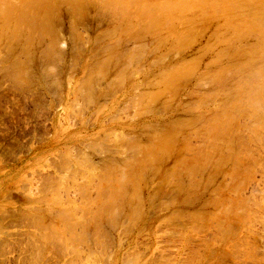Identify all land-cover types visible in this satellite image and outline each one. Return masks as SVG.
Returning <instances> with one entry per match:
<instances>
[{
	"label": "rangeland",
	"instance_id": "rangeland-1",
	"mask_svg": "<svg viewBox=\"0 0 264 264\" xmlns=\"http://www.w3.org/2000/svg\"><path fill=\"white\" fill-rule=\"evenodd\" d=\"M89 1L85 2L83 9L80 11L79 10L76 11V7H74L69 1L63 0L56 2L54 4L55 8L53 7L52 12L50 13L52 16L49 14L50 15L49 20H47L50 30L53 31V35L33 37L32 39H30L31 41H27L25 39L27 38V33L24 32L16 40H14L8 45L6 41L9 40L8 37L11 36L12 30H10L9 28L10 26L6 28V22L4 23L3 19L0 18V26H1L0 27V45H1L0 65L6 63L5 65L3 64V67L5 66L4 68L0 66L1 67L0 68V220H1L0 221V264H67V263L70 264L72 263L73 264H123V263L124 264H171V263L183 264V262L182 263H178V262H181L183 260V256L185 258L186 254L188 256L184 259V264L187 263L188 264H193V263L195 264L198 263L199 264H229V263L230 264H256V263L262 264L264 262V250H263L264 249V238H263L264 237V207H263V203L261 202L264 201L263 199L264 198L263 196L264 168H262L263 170L259 168H261L260 166L264 167V155H263L264 154V143H263L264 119L263 118L261 119L260 110L251 109L249 107V105L247 104L248 96L244 92V88L245 90H248V87L251 84L250 69L251 70L253 68L256 69L257 67L255 66L256 64L254 63L256 61L255 58L256 53L254 51H251L252 54L249 53L250 49L251 50L255 49L257 45L256 42L257 37L254 35L253 36L250 35L245 38L242 37L238 38L237 36L235 37L232 27L228 26L226 22L227 20H225V18L223 17H216L212 20H208L207 21L208 23L205 22L206 24L201 26L197 30V32H195V34L188 36L189 38L187 37L186 38L187 41L185 42L181 40V31H179L180 24H178L179 22L175 23V21L172 22L168 21L169 22L168 24V22H166L167 20L166 21L163 20L164 22H162L158 26L155 32L152 33L150 32V34H148L149 31H144L143 32L144 34L142 33L140 34V37H137L138 35H135V31L137 29L136 26L138 24H145L146 21L139 16L138 11L134 7L132 9V7L129 6L128 9H126L127 11L125 10L126 12H124V14L122 15H117V14L113 15L110 12V9L108 8L109 6H105L103 4L100 5L99 2L97 3V1L94 0H89ZM156 13L160 14V12L159 13L156 12ZM121 16H123V19ZM223 23H225L224 24L225 26L223 25ZM214 24L216 25V27ZM166 25L169 28L168 30L167 27H165ZM224 27H226L227 29L224 30ZM7 29L9 33L7 32ZM175 29L177 30V32H175ZM5 32H7L8 34L7 33L5 34ZM117 32L119 33V35H117L118 34ZM114 36L115 38L116 37L118 38L116 40L114 38V40L111 41ZM254 42L256 43V45H254L255 44ZM5 44L9 48H7ZM236 48L239 49L242 48L243 53L240 54L241 51L237 53ZM47 50H50V52L46 53ZM247 55L250 57H248ZM82 60L84 61V63ZM80 61L82 63H80ZM127 61H129L130 63ZM124 62L126 63V65ZM244 62L245 64H243ZM48 64L49 65L52 64V65L48 67L47 66ZM243 65L245 66L243 67ZM233 66L234 67L237 66L235 67L236 69ZM51 67L53 69H50ZM94 68H96L95 71ZM87 69H89V71ZM180 69H182L181 72ZM19 71H23V75L20 74ZM135 71H137L136 74L138 75L134 73ZM82 73L85 75H83ZM204 74L207 75L205 76ZM213 74L216 77L213 76ZM84 76L89 78L86 79ZM12 78L15 80H13ZM65 78L67 81H65ZM122 78L124 79L123 81ZM154 78H156L157 80H155ZM82 79L84 80L81 81ZM169 79H173V80L175 79V81L172 84H168ZM201 79L202 81H200ZM17 81H19V83ZM84 81L86 83H84ZM157 82L159 83V85ZM86 85H88L89 87H86ZM85 88L87 89V91ZM155 90H158L159 92H155ZM162 90L164 93L162 92ZM213 90H215V92ZM199 91H202V93ZM161 92L162 94H160ZM141 94H143L142 97L144 98L140 97ZM147 94H149L151 97L149 95H148L149 97H147ZM155 94H157L158 97L155 96ZM76 95L78 98L76 97ZM134 96H137L135 98L137 99L136 101H138L139 99L138 102L140 103L137 102L139 104L137 105L138 107L136 106L137 103L135 101L133 103L136 104L132 105L133 103L131 101L134 100ZM146 97L149 98V100L154 99V101L151 100L152 102L150 101L151 103L149 104L148 99L147 100L145 99ZM215 98L218 99V101H216L217 104L215 103L216 105L213 102L217 100ZM69 99L72 101H70ZM76 99H78L77 101H79L80 99L83 100L82 102L84 106L82 105L81 101H79L81 104V105L79 104L80 108H82L81 106H83L84 108L85 105L87 104L88 107L86 106L84 110H81L79 106H77L79 102H77ZM165 99L168 102H166ZM145 100L146 102H148V104H146ZM163 100L165 102L164 104L162 103ZM223 100L226 101L222 103ZM84 101H88V102L87 103L85 102L86 103L85 104ZM69 102L72 105L71 108L69 107ZM143 102H145L144 106L147 105L148 107L141 106L142 108H140V105ZM219 102L222 105H220ZM227 103H228V107H227ZM126 104L129 106H127ZM260 104L263 105L264 103H260ZM113 105L115 106V108ZM212 105L213 107H217L216 111L213 109V107H210ZM218 105H220L221 107H219ZM76 106L80 111L75 108ZM132 106H136L138 109L140 108L139 109L140 113L138 115L133 114L138 110L136 107H135L136 111L132 110L134 109ZM143 108L145 114L143 113L144 112ZM74 109L78 110V112L74 111ZM220 109L222 112L220 111ZM244 109H246V111ZM92 111H94L95 113ZM132 111L134 112L132 113ZM241 112H243V114H241ZM71 113H73V115ZM234 113H236L237 117ZM130 114L133 115L130 116ZM233 114L234 116H232ZM71 115L73 116V118ZM128 115L129 117L132 118L133 116L134 118L132 119L130 118L129 120ZM243 115L246 116L244 117ZM117 117H119V119ZM241 119L242 121H245L244 123H246V126L244 123H243L244 125L242 124ZM237 120L241 122L240 123L242 124L241 126L239 123H237L238 122ZM93 121L95 122L93 123ZM98 121H100V124ZM171 125H174L172 132L176 133V136L174 137V141H173L176 142L175 146L172 147L170 154L163 155V157L159 162H155V166H153L152 169L149 170L146 169L143 171L144 176H142L143 181L140 182V192H139V195H141V197H139L138 195L136 197H133L131 195L132 193L131 188H128L127 186H128V182L134 179V175H135L134 173H136V171L137 172L142 171V169H138L137 167L138 165L136 163H138L137 159L140 158L139 156L142 155L141 152L144 149L143 146H147V145L150 146V144L153 143L154 140H156L159 135L166 133L167 132L166 129H168L169 126ZM219 127H221V130L216 134ZM245 127L251 129L250 130L251 134L249 133V130H247V128L245 129ZM106 130L108 131L106 132ZM200 130L203 131L201 132ZM120 132L121 133L123 132L125 134H123L122 136ZM204 132L206 133V135ZM246 132H248V134ZM190 134H192V137ZM124 135H126V137H124ZM201 135L206 136V138ZM134 138H139L138 141L140 143L138 144L133 143L132 140ZM202 138L204 139L202 140ZM208 138L210 140H207ZM244 138L245 139L249 138V139L245 140ZM194 141H198V142L194 144L193 143ZM130 142H132V144ZM208 142L212 146L209 145ZM196 144L197 145L200 144L198 145L199 147H197ZM94 146L97 147L95 148ZM254 148L257 151L254 150ZM58 149L60 152H62L61 154H59L60 152L58 151ZM82 150L84 151L85 156L84 154H82L83 153ZM73 151L75 154L73 153ZM76 151H78V153ZM63 152L64 153L67 152L68 154H64ZM77 154L79 156H77ZM61 155L63 156L60 157ZM66 155L69 157H66ZM70 155H73V158L74 155L77 158L80 157L81 159V161H79L80 163H78L79 159L77 158L73 159L72 156ZM81 155H83L84 157ZM58 156L60 159L58 158ZM63 158L70 159V161L68 160L69 162L67 160L64 162V163H68L67 165L62 162L64 161ZM83 158H85L86 163H84L85 161L82 160ZM180 158L183 160H181ZM200 158H201V162H200ZM51 159L54 160L52 161ZM56 160L57 161L61 160V161L56 163L57 162ZM72 161L75 163L73 164ZM76 163L79 164L78 168ZM81 163L83 167L85 168L87 167L86 168L87 171H89L88 169L90 167H91L90 170H92V168L96 170L95 171L96 173L93 172L94 169L92 170V173H90L91 171H89V173L91 175L93 173L96 174L93 175L94 178L95 176L98 175V177H96L97 179L99 178L98 181L97 179L93 178L94 181L96 180L97 182L96 181L93 182V180H91L92 177H90V180H88L89 179L88 176H90V174L83 167L80 166ZM92 163L93 166L95 165V167H92L91 165ZM57 164L59 165L57 166ZM62 164H64V166H62ZM257 164H259V166ZM256 165L259 168H257ZM60 166L61 168L63 167V169H61ZM54 167H56V169H54ZM171 168L174 169L171 170ZM83 169L85 170V172L83 173L81 172V173L83 176H87L85 178H83L80 175L81 174L80 170ZM34 170H36L37 172ZM168 171H170L173 175L170 173V177H167L169 176V174L168 175L166 174L169 173ZM30 173H32L33 175H30ZM121 173H123V175ZM77 175H79L80 177ZM171 175L174 177L172 178ZM54 176L56 179L55 178L52 179V177ZM57 176L61 180L63 177V181H61ZM64 176L66 178L69 177V179L67 180ZM121 176H124L122 177L123 179H121ZM37 178L42 179V182L39 179L41 183H37L39 181ZM80 178L82 179V181ZM45 179L46 180L52 179V181L51 180L49 182L47 181L48 183L46 184L43 183L46 182ZM57 179L60 180V183L58 182ZM75 179L79 181H76ZM84 179L87 180L85 181ZM87 181H88V185H86ZM90 181L93 182L95 185H93V183H90ZM34 182L35 185L33 184ZM67 182L69 185H71L72 183L73 186L71 185V188L73 187L74 190L71 188L68 189L69 185L67 184ZM36 183L38 185L41 184L40 186L42 188L38 186ZM89 183L92 185H90ZM96 183L98 184L96 185ZM115 183L117 184V186ZM57 184L58 185L60 184L62 186L63 184H65L64 186L66 187L63 188L58 186L60 188L59 189L58 187H56ZM76 184L78 185V187ZM150 184L152 186H150ZM54 186L56 187L55 188L56 190L57 188L59 189L58 191H56L57 193L54 192L55 195L56 194L58 195L59 193V195L63 197V198L60 197L61 199H63L62 201L58 197L59 195L56 197H58L60 201H58L57 198L51 195L50 191L55 190ZM84 186L85 187L88 186L86 189L89 190L88 191L89 193L88 192L85 193L86 189H84ZM92 186L93 187L97 186V188L96 187L92 188ZM79 188H81L80 192L78 190ZM118 188H121L124 191L123 197L121 199L115 197L114 193L112 192V190ZM28 190L29 192H31V194L25 192ZM87 193H88V198L92 197L91 199L93 201L85 197ZM50 196L51 199L53 200L49 199ZM83 196L86 198V200H88V204H86L87 203L86 200H80V199H85L83 198ZM260 196H262L263 198H261ZM34 198L36 199V201H34L35 200ZM37 198L40 200H38ZM71 198L72 200L74 199V201H76L75 204L77 205L76 208H73V210L74 209L78 211L82 210V213L81 212L77 213L78 211L76 212L75 210H74L75 212L72 211L73 215L74 213L76 215L77 214L79 215L81 213L79 216L82 217L81 218L82 220L85 219L83 220V222L80 221L81 219L76 218V217L80 218L79 216L75 215L73 217L72 212L70 213L72 209L69 208L67 205L72 206V204L69 203L72 201ZM260 198L262 199V201L260 200ZM50 200L53 202H51ZM54 201L56 204L54 203ZM90 201L92 202L91 205H90ZM93 202L95 203V205L93 204ZM79 203H81L82 206L81 204L79 206ZM246 203H248L249 205H247ZM253 203H255L256 207H254ZM256 203L259 206H257ZM219 204H220L219 207L220 209L217 208ZM66 206L67 208H65ZM238 206H239L238 209L240 211L237 209ZM68 208L70 209V211L68 210ZM67 211H69L68 213L70 215H67L68 214ZM230 213L232 216L230 215ZM177 214L178 217H176ZM193 214L198 215L199 217L198 216H194V217H198L200 221L198 219L194 220ZM227 214L229 215L226 216ZM25 215L27 217H24ZM38 216L39 218L42 219H39ZM189 216H191L190 219H188ZM35 217L37 218L38 221L34 219ZM167 217L168 219L170 218V220L166 219ZM237 217L239 218V220H237L238 219ZM93 218L96 220L99 218L100 228L97 229L95 224L97 222H94ZM207 218H209V222L212 224L208 222ZM247 218L249 219V222ZM201 220L207 222V224L201 222ZM223 220H225L226 222ZM46 221H49V225L48 222L46 223ZM167 221L170 222L168 223ZM192 221H194L195 223V228H196L195 231L197 232V233L195 232L196 235H194V232L192 233V230L194 231V229H191L193 226ZM26 222L27 223L30 222L28 223V225L30 224V226H28ZM73 222L75 223L77 222L78 225L77 224L75 225ZM243 223L244 225H242ZM246 223L247 224L250 223V225L247 226ZM252 223H253L252 226L256 228V230L252 229L251 227ZM81 224L83 226L80 227ZM170 224L171 225L173 224L174 227H171ZM200 224L202 225V228L204 226L205 227L202 229ZM19 225L21 226L24 225V228ZM40 225L43 227H41ZM17 226L19 228L21 227L20 228L21 230L18 229ZM244 226L246 227L244 228ZM58 227L60 229L62 228L61 233L62 232L66 233L67 231H63V230L69 228L68 231L69 233L67 232L66 233L67 235L65 233L64 235L63 233L61 234L60 229ZM73 227H75V230H73ZM223 227L225 230L223 229ZM164 228L166 229V232H170L173 235H171L170 233L169 235L165 231L161 232V230H164ZM205 228L206 230H208L209 228V230L206 231ZM179 229H181L180 233H184L183 234L184 236H182L180 233H177V231L178 232L180 231ZM187 229L191 230V231L188 230L190 231V233L186 232ZM246 229L247 230L250 229L252 232H250V230L249 232L245 231ZM158 230L161 233L159 232L157 233ZM182 230H184L186 234ZM216 230L217 233L215 232ZM76 231H78L79 233L78 232L76 233ZM242 231L246 233L243 234ZM25 233L30 236L26 237ZM191 233L193 234V236L192 235L190 236ZM202 233L205 235H203ZM247 233L249 238L247 237ZM251 233L253 234L252 236ZM257 233L258 236L256 235ZM187 234H188L187 239H184L186 238L185 235ZM213 234L215 235L218 234V235L215 236V238H213V236H211ZM22 235L23 237H20ZM197 236L200 240L196 238ZM209 236L211 238H209ZM216 237L217 238L219 237V239H217ZM260 237H262L263 239L262 238L259 239ZM202 238H204L203 240H205L204 241L205 244L208 243L206 247L203 246L204 242L203 240H201ZM211 239L215 242L212 243ZM239 239L241 242L238 241ZM56 240L59 241L56 242ZM171 240L175 242L172 243ZM178 240L179 241L181 240L180 241L181 243ZM251 240H253L252 241L253 244L252 242L251 244L247 243V241L250 242ZM196 241H198L199 243ZM231 241L232 243H230ZM235 241L236 243L238 241V244H236L237 247L233 246ZM59 242H63V243L59 244ZM52 243L54 245L57 243V246L55 245V247H53L54 245H52ZM69 243H71L70 245H72V248H70ZM22 244L25 245L26 248ZM77 244L80 249L79 252H77L78 249ZM197 244L200 245L202 244L201 246H203V247L198 246L200 248L197 247V251L200 253V256L202 255L201 258L199 256V253L196 252V249L194 251V248L197 246ZM67 245L69 246L68 248L66 247ZM239 245H242L243 247ZM246 245L249 247H247ZM61 246H63L62 247L63 249L60 248ZM44 247H46V249H44ZM58 247L59 250L57 251ZM234 247L237 248L238 250L236 249L235 251H233ZM241 248L244 249L242 250ZM68 249L70 252L68 251ZM189 249H191V251L193 249V251L195 252L194 255L196 257L197 256L199 257L197 262H196L197 258L193 255L192 252H190ZM230 249H232L235 256L232 253V251H230ZM250 249L252 250V252L253 251L254 252L250 253L251 252ZM33 250H35L36 252H34ZM87 250L88 252H86ZM216 250L218 252H216ZM45 251L48 252L46 253ZM54 251H57L60 254V256ZM80 251H83L84 255L81 252L83 256L89 253L87 256H90L91 254L90 257L93 258H88L87 256H85L86 259H83L85 257H83L80 254ZM243 251L246 253H244ZM95 252H97L96 255H94ZM188 252L192 253V255H190ZM43 253H44V257L42 256ZM78 253L79 255H77ZM34 254H36L37 256ZM61 254L63 257H61ZM236 254L239 257H237ZM162 255L164 257H162ZM159 256L160 258H162L161 260H163L164 262L158 263L159 261H161ZM168 256L170 260L168 259ZM192 256H194L195 259ZM240 256L242 257V260L240 259L241 258ZM172 257L174 258V260ZM234 257L237 260H234ZM87 258L88 260L92 259L93 263H91L90 260H89L90 263L85 261L87 260ZM187 258L194 261H191L192 263L187 262L189 260ZM164 259L167 260V262H165ZM243 260L245 262H242Z\"/></svg>",
	"mask_w": 264,
	"mask_h": 264
},
{
	"label": "bare ground",
	"instance_id": "bare-ground-1",
	"mask_svg": "<svg viewBox=\"0 0 264 264\" xmlns=\"http://www.w3.org/2000/svg\"><path fill=\"white\" fill-rule=\"evenodd\" d=\"M58 1H63V0H0V18L1 19H3V21H4V23L6 22V28H8L9 26V28H10V30H12V33H11V36H9L8 37V39L9 40H7L6 41V43H8V45L11 43V42H13L14 40H16L22 33H24V32H26L27 33V38H25L27 41H31L30 39H32L33 37H42V36H45V35H53V31H51L50 30V28H49V25H48V22H47V20H49V16L51 15L50 13L52 12V10H53V7H54V4L56 3V2H58ZM65 1H69L74 7H76V11H80V10H82L83 9V7H84V4H85V2L86 1H89V0H65ZM94 1H97V3L99 2V4L101 5V4H103V5H105V6H109L108 8L110 9V12L113 14V15H122V14H124V12H126L127 10L126 9H128V7L129 6H131L132 7V9H133V7L138 11V14H139V16L142 18V19H144L145 21H146V23L145 24H138L136 27H137V29H136V31H135V35H138L137 37H140V34H142L144 31H149V33L148 34H150V32L152 33V32H155L156 31V29L158 28V26L162 23V22H164L163 20H167L166 22H172V21H175V23L177 22H179L178 24H180V29H179V31H181V40H183V42H185V41H187L186 40V38L188 37V36H190V35H193V34H195V32H197V30L201 27V26H203L204 24H206L205 22H207L208 20H212V19H214V18H216V17H223V18H225V20H227L226 22H227V24H228V26L229 27H232V30H233V32H234V36L236 37H242V38H245V37H248V36H256L257 37V39H256V42H257V45H256V43L254 44V45H256V47H255V49H250L249 50V53H251L252 54V52L251 51H254L256 54H255V58H256V61L254 62L256 65L255 66H257L256 67V69H250V79H251V84H250V86L248 87V90H245V88H244V92L246 93V95L248 96V101H247V104L249 105V107L251 108V109H256V110H260V116H261V119L263 118L264 119V104L263 105H261L260 103H264V0H94ZM89 3H90V1H89ZM88 3V4H89ZM62 4V3H61ZM71 5V6H72ZM57 7V6H56ZM55 8V7H54ZM131 9V10H132ZM135 9H134V11H135ZM75 10V9H74ZM108 10V9H107ZM126 10V11H125ZM107 12V11H106ZM156 12H160V14H157ZM74 13V12H73ZM133 13H135V12H133ZM132 13V14H133ZM50 14V15H49ZM77 15V14H76ZM52 16V15H51ZM75 16V15H74ZM128 16V15H127ZM133 16V15H132ZM122 17V19H123V16H121ZM135 17V16H134ZM77 18V17H76ZM120 18V17H119ZM134 20H135V18H134ZM133 20V21H134ZM225 20H224V22H225ZM118 21V20H117ZM129 21V20H128ZM127 21V22H128ZM138 21V20H137ZM169 22H168V24H169ZM220 22V21H219ZM117 23V22H116ZM131 23H132V20H131ZM130 23V24H131ZM137 23V22H136ZM141 23V22H140ZM208 23V22H207ZM167 24V25H168ZM177 24V25H178ZM225 23H223V25H224ZM136 25V24H135ZM134 25V26H135ZM167 25L165 26V27H167ZM175 25V24H174ZM215 25V24H214ZM218 25H220V24H218ZM133 26V27H134ZM213 26V25H212ZM225 26V25H224ZM1 27V26H0ZM4 27V26H3ZM11 27H12V29H11ZM135 27V28H136ZM161 27V26H160ZM165 27H164V29H165ZM171 27H172V25H171ZM207 27V26H206ZM215 27H216V25H215ZM215 27H214V29H215ZM4 29V28H3ZM105 29V28H104ZM163 29V30H164ZM169 28L167 27V30H168ZM177 29V28H176ZM175 29V32H177V30ZM217 29V28H216ZM225 29H227L226 27H224V30ZM161 30V29H160ZM200 30H202V29H200ZM204 30V29H203ZM224 30H221V31H224ZM162 31V30H161ZM174 31V30H173ZM220 31V30H219ZM227 31V30H226ZM7 32L9 33V31H8V29H7ZM7 32H5V34L7 33ZM118 32H119V30H118ZM117 32V33H118ZM158 32V31H157ZM163 32V31H162ZM167 32V31H166ZM170 32V31H169ZM213 32H214V30H213ZM7 33V34H8ZM83 33H84V31H83ZM82 33V34H83ZM219 33V32H218ZM4 34V35H5ZM58 34H60V33H58ZM144 34V33H143ZM166 34V33H165ZM25 35V34H24ZM117 35H119V33L117 34ZM155 35V34H154ZM159 35V34H158ZM174 35V34H173ZM220 35H221V33H220ZM228 35V34H227ZM226 35V36H227ZM6 36V35H5ZM157 36V35H156ZM160 36V35H159ZM208 36V35H207ZM232 36V35H231ZM230 36V37H231ZM149 37V36H148ZM158 37V36H157ZM173 37H175V36H173ZM220 37V36H219ZM223 37V36H222ZM114 38H115V36L113 37V39L111 40V41H113L114 40ZM118 37H116L115 38V40L117 39ZM165 38V37H164ZM189 38V37H188ZM225 38V37H224ZM228 38V37H227ZM226 38V39H227ZM4 39H5V37H4ZM3 39V40H4ZM23 39V38H22ZM174 39V38H173ZM214 39V38H213ZM213 39H211V40H213ZM215 39H217V38H215ZM25 40V41H26ZM153 40V39H152ZM221 40V39H220ZM231 40V39H230ZM237 40V39H236ZM189 41H190V39H189ZM219 41V40H218ZM229 41V40H228ZM252 41V40H251ZM176 42V41H175ZM212 42V41H211ZM224 42V41H223ZM222 42V43H223ZM238 42V41H237ZM114 43V42H113ZM155 43V42H154ZM156 43H158V42H156ZM210 43V42H209ZM216 43V42H215ZM214 43V44H215ZM226 43V42H225ZM243 43V42H242ZM2 44V43H1ZM178 44V43H177ZM214 44H212V45H214ZM6 45V44H5ZM59 45H60V43H59ZM225 45V44H224ZM252 45V44H251ZM1 46V45H0ZM19 46V45H18ZM37 46V45H36ZM45 46V45H44ZM47 46V45H46ZM216 46V45H215ZM226 46V45H225ZM253 46V45H252ZM6 47L7 48H9L7 45H6ZM102 47V46H101ZM150 47V46H149ZM177 47V46H176ZM208 47V46H207ZM213 47V46H212ZM36 48V47H35ZM49 48V47H48ZM131 48V47H130ZM133 48V47H132ZM219 48H220V45H219ZM252 48V47H251ZM44 49V48H43ZM97 49V48H96ZM147 49V48H146ZM149 49H151V48H149ZM222 49H224V48H222ZM227 49V48H226ZM237 49V53H239L240 51H241V53L240 54H242L243 53V49L242 48H236ZM5 50V49H4ZM128 50V49H127ZM166 50V49H165ZM212 50V49H211ZM246 50H247V48H246ZM245 50V51H246ZM215 51V50H214ZM213 51V52H214ZM226 51V50H225ZM50 52V50H47L46 51V53H49ZM128 52V51H127ZM221 52V51H220ZM236 52V51H235ZM248 52V51H247ZM46 53H44V54H46ZM52 53V52H51ZM146 53V52H145ZM148 53V52H147ZM222 53H224V52H222ZM233 53V52H232ZM115 54V53H114ZM125 54H126V52H125ZM38 55V54H37ZM51 55V54H50ZM53 55V54H52ZM55 55V54H54ZM129 55V54H128ZM133 55V54H132ZM24 56V55H23ZM45 56V55H44ZM48 56V55H47ZM130 56V55H129ZM135 56V55H134ZM218 56V55H217ZM248 56V55H247ZM127 57V56H126ZM221 57V56H220ZM248 57H250V56H248ZM252 57V56H251ZM254 57V56H253ZM20 58V57H19ZM52 58V57H51ZM87 58H88V56H87ZM132 58V57H131ZM137 58V57H136ZM141 58H143V57H141ZM155 58V57H154ZM153 58V59H154ZM160 58V57H159ZM85 59V58H84ZM128 59V58H127ZM126 59V60H127ZM151 59V58H150ZM152 59V60H153ZM209 59V58H208ZM1 60V59H0ZM155 60V59H154ZM158 60V59H157ZM160 60V59H159ZM83 61V60H82ZM129 61H131V60H129ZM129 61H127V62H129ZM136 61V60H135ZM151 61V60H150ZM11 62V61H10ZM53 62V61H52ZM144 62H145V60H144ZM152 62V61H151ZM150 62V63H151ZM206 62V61H205ZM1 63V62H0ZM21 63V62H20ZM80 63H82L81 61H80ZM83 63H84V61H83ZM125 63V62H124ZM130 63V62H129ZM4 65L6 64V63H3ZM3 64L2 65H0V66H2L3 67ZM116 64H118V63H116ZM143 64V63H142ZM141 64V65H142ZM162 64V63H161ZM234 64V63H233ZM243 64H245V62L243 63ZM52 65V64H51ZM51 65H47L48 67H50ZM92 65V64H91ZM124 65V64H123ZM125 65H126V63H125ZM131 65V64H130ZM140 65V66H141ZM178 65V64H177ZM227 65V64H226ZM225 65V66H226ZM239 65V64H238ZM7 66V65H6ZM11 66V65H10ZM14 66V65H13ZM20 66V65H19ZM84 66V65H83ZM104 66V65H103ZM139 66V67H140ZM245 65H243V67H244ZM247 66V65H246ZM5 67V66H4ZM3 67V68H4ZM47 67V68H48ZM52 67H55V66H52ZM50 68V69H53V68ZM90 67V66H89ZM88 67V68H89ZM234 67V66H233ZM235 67H237V66H235ZM234 67V68H235ZM242 67V66H241ZM242 67V68H243ZM1 68V67H0ZM15 68H17V67H15ZM42 68V67H41ZM92 68V67H91ZM90 68V69H91ZM133 68V67H132ZM229 68V67H228ZM227 68V69H228ZM240 68V67H239ZM247 68V67H246ZM6 69V68H5ZM10 69V68H9ZM82 69H83V67H82ZM81 69V70H82ZM212 69V68H211ZM214 69H216V68H214ZM226 69V70H227ZM233 69V68H232ZM236 69V68H235ZM13 70V69H12ZM26 70V69H25ZM88 71H89V69H87ZM96 70V68H94V71ZM98 70V69H97ZM138 70V69H137ZM181 70L182 69H180V72H181ZM195 70V69H194ZM210 70V69H209ZM229 70V69H228ZM227 70V71H228ZM239 70V69H238ZM45 71H47V70H45ZM48 71H49V69H48ZM51 71V70H50ZM84 71H85V69H84ZM102 71V70H101ZM176 71H178V70H176ZM205 71H206V69H205ZM13 72V71H12ZM87 72V71H86ZM133 72V71H132ZM136 72L137 71H135L134 73L136 74ZM155 72H156V70H155ZM204 72V71H203ZM238 72V71H237ZM17 73V72H16ZM15 73V74H16ZM19 73L20 74H22L23 75V71H19ZM90 73V72H89ZM97 73V72H96ZM101 73V72H100ZM130 73V72H129ZM166 73V72H165ZM200 73H202V72H200ZM208 73V72H207ZM211 73V72H210ZM240 73V72H239ZM242 73V72H241ZM8 74H10V73H8ZM12 74H14V73H12ZM83 74V73H82ZM91 74H92V72H91ZM94 74V73H93ZM135 74H133V75H135ZM176 74H178V73H176ZM180 74V73H179ZM7 75V74H6ZM83 75H85V74H83ZM99 75V74H98ZM136 75H138V74H136ZM173 75V74H172ZM205 75V74H204ZM203 75V76H204ZM207 75V74H206ZM205 75V76H206ZM216 75H218V74H216ZM228 75V74H227ZM232 75V74H231ZM15 76V75H14ZM14 76H13V78H14ZM67 76V75H66ZM87 76V75H86ZM89 76V75H88ZM96 76V75H95ZM100 76V75H99ZM128 76V75H127ZM161 76V75H160ZM183 76V75H182ZM213 76H215L214 74H213ZM220 76V75H219ZM240 76V75H239ZM245 76V75H244ZM2 77H3V75H2ZM12 77V76H11ZM85 77V76H84ZM119 77V76H118ZM129 77V76H128ZM163 77V76H162ZM176 77H177V75H176ZM216 77V76H215ZM248 77H249V75H248ZM7 78H9V77H7ZM12 78V79H13ZM67 78V77H66ZM66 78H65V81H67L66 80ZM86 79H88L89 77H85ZM157 78V77H156ZM156 78H154L155 80H157ZM245 78V77H244ZM247 78V77H246ZM2 79V78H1ZM11 79V80H12ZM56 79V78H55ZM55 79H53V80H55ZM68 79V78H67ZM72 79V78H71ZM125 79H126V77H125ZM180 79V78H179ZM198 79V78H197ZM205 79V78H204ZM236 79V78H235ZM10 80V81H11ZM13 80H15V79H13ZM57 80V79H56ZM84 79H82L81 81H83ZM101 80V79H100ZM124 79L122 78V81H123ZM226 80V79H225ZM224 80V81H225ZM241 80H243V79H241ZM247 80H249V79H247ZM80 81V82H81ZM86 81H88V80H86ZM175 81V79L173 80V79H169V81H168V84H172L173 82ZM200 81H202V79L200 80ZM204 81V80H203ZM5 82H6V80H5ZM12 82H14V81H12ZM18 83H19V81H17ZM77 82V81H76ZM159 82V81H158ZM157 82V83H158ZM198 82H199V80H198ZM78 83V82H77ZM84 83H86L85 81H84ZM83 83V84H84ZM122 83V82H121ZM150 83V82H149ZM152 83V82H151ZM164 83V82H163ZM162 83V84H163ZM195 83V82H194ZM218 83H219V81H218ZM243 83V82H242ZM241 83V84H242ZM4 84V83H3ZM2 84V85H3ZM7 84H10V83H7ZM82 84V85H83ZM197 84V83H196ZM202 84H203V82H202ZM217 84V83H216ZM14 85V84H13ZM17 85V84H16ZM21 85H22V83H21ZM29 85V84H28ZM67 85V84H66ZM74 85V84H73ZM79 85V84H78ZM77 85V86H78ZM154 85V84H153ZM158 85H159V83H158ZM165 85V84H164ZM40 86V85H39ZM76 86V87H77ZM95 86H96V84H95ZM102 86V85H101ZM152 86V85H151ZM201 86V85H200ZM246 86V85H245ZM9 87V86H8ZM86 87H89L88 85H86ZM136 87V86H135ZM139 87V86H138ZM247 87V86H246ZM10 88V87H9ZM15 88V87H14ZM17 88V87H16ZM27 88V87H26ZM137 88V87H136ZM135 88V89H136ZM156 88V87H155ZM163 88H164V86H163ZM185 88V87H184ZM30 89V88H29ZM77 89H79V88H77ZM86 89V88H85ZM154 89V88H153ZM157 89V88H156ZM159 89H160V87H159ZM187 89V88H186ZM14 90H16V89H14ZM82 90H83V88H82ZM81 90V91H82ZM137 90V89H136ZM143 90V89H142ZM152 90V89H151ZM168 90V89H167ZM71 91H72V89H71ZM70 91V92H71ZM86 91H87V89H86ZM85 91V92H86ZM135 91V90H134ZM161 91V90H160ZM214 92H215V90H213ZM218 91V90H217ZM20 92V91H19ZM29 92V91H28ZM60 92V91H59ZM88 92H89V90H88ZM140 92V91H139ZM138 92V93H139ZM155 92H159L158 90H155ZM162 92H163V90H162ZM162 92L160 93V94H162ZM199 92H201L202 93V91H199ZM101 93V92H100ZM99 93V94H100ZM141 93H143V92H141ZM164 93V92H163ZM207 93V92H206ZM243 93V92H242ZM34 94V93H33ZM37 94V93H36ZM77 94V93H76ZM103 94V93H102ZM134 94V93H133ZM149 94H151V93H149ZM149 94H147V97H149L150 95ZM204 94V93H203ZM214 94V93H213ZM212 94V95H213ZM229 94V93H228ZM231 94V93H230ZM233 94V93H232ZM235 94V93H234ZM26 95V94H25ZM115 95V94H114ZM136 95V94H135ZM146 95V94H145ZM149 95V96H148ZM170 95V94H169ZM78 96H79V93H78ZM131 96V95H130ZM143 96V94H141V96L140 97H142ZM155 96H157V94H155ZM201 96V95H200ZM205 96H206V94H205ZM208 96V95H207ZM242 96V95H241ZM31 97V96H30ZM59 97V96H58ZM76 97H77V95H76ZM82 97H83V94H82ZM84 97H85V94H84ZM137 96H134V100L133 101H131L132 103L135 101L136 103L139 101V99H138V101H136L137 99H135ZM145 98L146 100L148 99V101H149V104L152 102L151 100H153L154 101V99H151V100H149V98ZM151 97V96H150ZM154 97V96H153ZM158 97V96H157ZM211 97V96H210ZM217 97V96H216ZM227 97V96H226ZM49 98V97H48ZM52 98V97H51ZM78 98V97H77ZM130 98V97H129ZM133 98V97H132ZM138 98H139V96H138ZM142 98H144V97H142ZM156 98V97H155ZM164 98V97H163ZM218 98V97H217ZM217 98H215V99H217ZM25 99V98H24ZM23 99V100H24ZM131 99V98H130ZM204 99V98H203ZM212 99V98H211ZM215 99H213V100H215ZM219 99V98H218ZM218 99L217 100H215V101H213L214 102V104L216 103L217 104V102L216 101H218ZM238 99H239V97H238ZM237 99V100H238ZM245 99V98H244ZM244 99H241V100H244ZM70 100V99H69ZM73 100H74V98H73ZM78 99H76V101H77ZM84 100H86V99H84ZM91 100V99H90ZM114 100V99H113ZM129 100V99H128ZM132 100V99H131ZM146 100H145V102H146ZM166 100V99H165ZM241 100H240V102H241ZM62 101V100H61ZM70 101H72V100H70ZM79 101H81V103H82V105L84 106V104H83V100H79ZM79 101H77V102H79ZM96 101V100H95ZM130 101V100H129ZM151 101V102H150ZM226 100H223L222 101V103H224ZM87 103L88 101H84V103ZM110 102H111V100H110ZM130 102V103H131ZM145 102H143L141 105H140V108H142L143 106H144V103ZM166 102H168L167 100H166ZM172 102V101H171ZM207 102V101H206ZM213 102H212V104H213ZM221 102V101H220ZM219 102V103H220ZM46 103V102H45ZM85 103V104H86ZM90 103V102H89ZM103 103V102H102ZM131 103V104H132ZM135 103V104H136ZM138 103H140V102H138ZM136 104V106L137 105H139V104ZM163 104L165 103L164 102V100H163V102H162ZM208 103H209V101H208ZM218 103V104H219ZM244 103V102H243ZM67 104V103H66ZM74 104V103H73ZM80 102L78 103V105L77 106H79V108H80ZM93 104V103H92ZM95 104V103H94ZM105 104V103H104ZM112 104V103H111ZM127 104H128V102H127ZM126 104V105H127ZM131 104H130V106H131ZM134 103L132 104V105H135ZM146 104H148V102H146ZM162 104V105H163ZM168 104V103H167ZM166 104V105H167ZM215 104V105H216ZM90 105V104H89ZM200 105V104H199ZM220 105H222L221 103H220ZM220 105H218L219 107H221ZM230 105V104H229ZM233 105V104H232ZM231 105V106H232ZM243 105V104H242ZM245 105H246V103H245ZM74 106V105H73ZM75 107L76 109H78V107ZM83 106H81L82 108H83ZM86 106L88 107V104L87 105H85V107L84 108H86ZM104 106V105H103ZM102 106V107H103ZM114 106V105H113ZM127 106H129V105H127ZM126 106V107H127ZM136 106H132L134 109H132V110H135V107ZM142 106V107H141ZM145 106H147V105H145ZM144 106V107H145ZM236 106H237V104H236ZM40 107H42V106H40ZM69 107L71 108L72 107V105L70 104V102H69ZM111 107V106H110ZM125 107V106H124ZM123 107V108H124ZM131 107V108H132ZM138 107V106H137ZM136 107V108H137ZM148 107V106H147ZM166 107V106H165ZM168 107V106H167ZM210 107H213V105L212 106H210ZM226 107V106H225ZM227 107H228V103H227ZM230 107V106H229ZM69 108V109H70ZM82 108H80L81 110H84V108L82 109ZM114 108H115V106H114ZM128 108V107H127ZM130 108V109H131ZM139 108V109H140ZM201 108V107H200ZM216 108L217 107H213V109L216 111ZM49 109V108H48ZM113 109V108H112ZM138 108H137V110L138 111H136L137 112V114H136V112L135 113H133L134 111H132V113L133 114H135V115H138L140 112V110H139ZM168 109V108H167ZM234 109V108H233ZM235 109H236V107H235ZM21 110V109H20ZM43 110V109H42ZM41 110V111H42ZM79 110V109H78ZM78 110H75L74 109V111H77L78 112ZM100 110H101V107H100ZM110 110V109H109ZM146 110V109H145ZM208 110V109H207ZM245 111H246V109H244ZM61 111V110H60ZM80 111V110H79ZM95 111H96V109H95ZM121 111H123V110H121ZM143 111H144V108H143ZM148 111V110H147ZM150 111V110H149ZM154 111V110H153ZM164 111V110H163ZM220 111H221V109H220ZM228 111H229V109H228ZM244 111V112H245ZM248 111V110H247ZM252 111V110H251ZM83 112V111H82ZM82 112H81V114H82ZM92 112H94V111H92ZM100 112V111H99ZM105 112V111H104ZM116 112V111H115ZM214 112V111H213ZM222 112V111H221ZM231 112H232V110H231ZM236 112H238V111H236ZM39 113V112H38ZM69 113V112H68ZM95 113V112H94ZM118 113V112H117ZM121 113H123V112H121ZM126 113V112H125ZM131 113V112H130ZM141 113H142V110H141ZM144 114H145V111L143 112ZM248 113V112H247ZM252 113V112H251ZM254 113V112H253ZM72 115H73V113H71ZM80 114V115H81ZM85 114V113H84ZM92 114V113H91ZM133 114H130V116L131 115H133ZM235 115H236V113H234ZM234 114L232 115V116H234ZM241 114H243V112H241ZM71 115V116H72ZM118 115V114H117ZM123 115V114H122ZM127 115V114H126ZM134 115V116H135ZM62 116V115H61ZM96 116V115H95ZM124 116H125V114H124ZM211 116H212V114H211ZM241 116V115H240ZM240 116H238V117H240ZM244 117L246 116V115H243ZM242 116V117H243ZM248 116V115H247ZM81 117H83V116H81ZM93 117H94V115H93ZM114 117V116H113ZM116 117V116H115ZM127 117V116H126ZM128 117H129V115H128ZM236 117H237V115H236ZM235 117V118H236ZM243 117V118H244ZM58 118V117H57ZM72 118H73V116H72ZM118 119H119V117H117ZM123 118V117H122ZM130 118L131 117H129V120H130ZM132 118H134L133 116H132ZM131 118V119H132ZM222 118V117H221ZM234 118V119H235ZM242 118V119H243ZM249 118V117H248ZM252 118V117H251ZM255 118H256V116H255ZM228 119V118H227ZM231 119V118H230ZM239 119V118H238ZM242 119H241V122H242V124L245 122V121H242ZM250 119V118H249ZM248 119V120H249ZM60 120V119H59ZM86 120V119H85ZM93 120V119H92ZM96 120V119H95ZM112 120V119H111ZM123 120V119H122ZM226 120V119H225ZM224 120V121H225ZM244 120V119H243ZM258 120V119H257ZM100 121H101V119H100ZM100 121H98L99 122V124H100ZM104 121V120H103ZM107 121V120H106ZM105 121V122H106ZM117 121V120H116ZM238 121V120H237ZM247 121V120H246ZM254 121V120H253ZM259 121V120H258ZM43 122V121H42ZM57 122V121H56ZM86 122V121H85ZM84 122V123H85ZM95 121H93V123H94ZM128 122V121H127ZM227 122V121H226ZM235 122V121H234ZM241 122H237V123H241ZM252 122V121H251ZM62 123V122H61ZM67 123V122H66ZM107 123V122H106ZM150 123V122H149ZM77 124V123H76ZM146 124V123H145ZM242 124H240V126L242 125ZM245 124V126H246V123H244ZM243 124V125H244ZM248 124H249V122H248ZM247 124V125H248ZM75 125V124H74ZM92 125V124H91ZM147 125H149V124H147ZM175 125V124H174ZM174 125H171V126H169V128L168 129H166V133H163V134H161V135H159L158 136V138L156 139V140H154V142L153 143H151L150 144V146H143V150H142V155L141 156H139L140 158H138L137 159V161H138V163H136L138 166V169H142V171L141 172H137L136 171V173H134L135 175H134V179H132V180H130L129 182H128V188H131V195L133 196V197H136L137 195L139 196V197H141V195H139V192H140V182H142L143 181V177L142 176H144V174H143V171L144 170H146V169H152L153 168V166H155V162H159L160 160H161V158L163 157V155H168V154H170V151L172 150V147H174L175 146V144H176V142H173L174 141V137L176 136V133H174V132H172L173 131V127H174ZM216 125H217V123H216ZM58 126V125H57ZM68 126V125H67ZM145 126V125H144ZM220 126H222V125H220ZM250 126V125H249ZM61 127V126H60ZM142 127V126H141ZM204 127V126H203ZM202 127V128H203ZM251 127V126H250ZM263 127H264V125H263ZM198 128V127H197ZM211 128V127H210ZM241 128V127H240ZM247 127H245V129H246ZM252 128H255V127H252ZM68 129V128H67ZM244 129V128H243ZM114 130V129H113ZM205 130V129H204ZM221 130V127H219L218 128V131L216 132V134L219 132ZM247 130H249V133L251 132L250 130L251 129H249V128H247ZM99 131V130H98ZM103 131H105V130H103ZM102 131V132H103ZM108 130H106V132H107ZM122 131V130H121ZM201 131V130H200ZM203 131V130H202ZM201 131V132H202ZM207 131H208V129H207ZM252 131H253V129H252ZM259 131V130H258ZM156 132V131H155ZM229 132V131H228ZM245 132V131H244ZM261 132V131H260ZM98 133V132H97ZM116 133H118V132H116ZM121 133V132H120ZM179 133V132H178ZM199 133V132H198ZM205 133V132H204ZM204 133H201V134H204ZM226 133V132H225ZM224 133V134H225ZM232 133V132H231ZM247 134H248V132H246ZM102 134V133H101ZM104 134H105V132H104ZM123 134H125V133H121V135L123 136ZM135 134V133H134ZM222 134V133H221ZM251 134V133H250ZM94 135V134H93ZM115 135V134H114ZM127 135V134H126ZM126 135H124V137H126ZM181 135V134H180ZM191 135V137H192V134H190ZM205 135H206V133H205ZM256 135V134H255ZM95 136V135H94ZM121 136V137H122ZM157 136V135H156ZM201 136H203V135H201ZM213 136V135H212ZM114 137V136H113ZM180 137V136H179ZM203 137H205L206 138V136H203ZM222 137V136H221ZM226 137H228V136H226ZM247 137V136H246ZM26 138V137H25ZM117 138V137H116ZM152 138V137H151ZM195 138V137H194ZM194 138H193V140H194ZM224 138V137H223ZM252 138V137H251ZM122 139V138H121ZM125 139V138H124ZM123 139V140H124ZM192 139V138H191ZM204 138H202V140H203ZM245 139V138H244ZM246 139H249V138H246ZM245 139V140H246ZM139 138H134L133 140H132V142L133 143H136V144H138V143H140L139 141ZM200 140H201V138H200ZM207 140H210L209 138L207 139ZM215 140V139H214ZM253 140V139H252ZM255 140V139H254ZM260 140V139H259ZM190 141V140H189ZM188 141V142H189ZM97 142V141H96ZM132 142H130L131 144H132ZM196 142H198V141H194L193 143L195 144ZM210 142V141H209ZM209 142H208V144H209ZM91 143V142H90ZM93 143V142H92ZM192 143V142H191ZM192 143V144H193ZM201 143V142H200ZM203 143V142H202ZM212 143V142H211ZM264 143V142H263ZM95 144V143H94ZM189 144V143H188ZM191 144V145H192ZM204 144V143H203ZM206 144V143H205ZM213 144V143H212ZM218 144V143H217ZM225 144H226V142H225ZM224 144V145H225ZM249 144H250V142H249ZM88 145H89V142H88ZM129 145V144H128ZM198 145H200V144H198ZM197 144H196V146L197 147H199ZM209 145H211V144H209ZM214 145V144H213ZM7 146V145H6ZM60 146V145H59ZM66 146V145H65ZM92 146V145H91ZM99 146V145H98ZM212 146V145H211ZM74 147V146H73ZM95 148L97 147V146H94ZM201 147H202V144H201ZM205 147H206V145H205ZM255 147V146H254ZM259 147V146H258ZM261 147H262V145H261ZM6 148H8V147H6ZM76 148V147H75ZM212 148V147H211ZM217 148V147H216ZM252 148H253V146H252ZM55 149V148H54ZM73 149V148H72ZM77 149V148H76ZM92 149V148H91ZM192 149V148H191ZM190 149V150H191ZM197 149V148H196ZM206 149V148H205ZM210 149V148H209ZM208 149V150H209ZM262 149V148H261ZM260 149V150H261ZM93 150V149H92ZM138 150V149H137ZM188 150V149H187ZM200 150V149H199ZM212 150V149H211ZM222 150V149H221ZM221 150H220V152H221ZM254 150H256L255 148H254ZM259 150V149H258ZM58 151H59V149H58ZM75 151V150H74ZM74 151H73V153H74ZM83 151V150H82ZM94 151V150H93ZM214 151V150H213ZM218 151V150H217ZM257 151V150H256ZM60 152V151H59ZM70 152V151H69ZM77 153H78V151H76ZM190 152V151H189ZM253 152V151H252ZM251 152V153H252ZM62 152H60L59 154H61ZM64 153V152H63ZM80 153H82V152H80ZM79 153V154H80ZM140 153V152H139ZM184 153H186V152H184ZM206 153V152H205ZM211 153V152H210ZM262 153V152H261ZM48 154V153H47ZM64 154H68L67 152L66 153H64ZM72 154V153H71ZM75 154V153H74ZM82 154H84V151H83V153ZM213 154V153H212ZM249 154H250V152H249ZM263 154V153H262ZM261 154V155H262ZM264 155V154H263ZM38 156V155H37ZM63 155H61L60 157H62ZM70 156H72V158H73V155H70ZM77 156H79L78 154H77ZM81 156H83V155H81ZM84 156H85V154H84ZM83 156V157H84ZM137 156V155H136ZM202 156V155H201ZM204 156H207V155H204ZM203 156V157H204ZM54 157H56V156H54ZM65 157V156H64ZM66 157H69V156H67L66 155ZM258 157V156H257ZM3 158V157H2ZM50 158H52V157H50ZM58 158H59V156H58ZM74 158H77V157H75V155H74ZM73 158V159H74ZM82 158V157H81ZM195 158V157H194ZM202 158V157H201ZM201 158H200V162H201ZM212 158V157H211ZM60 159V158H59ZM77 159H79L78 160V163H80L79 161H81V159H80V157L79 158H77ZM86 159H87V156H86ZM181 159V158H180ZM263 159V158H262ZM261 159V160H262ZM44 160H46V159H44ZM52 161L54 160V159H51ZM63 160L64 161H62L63 163L67 160H69L70 161V159H68V158H63ZM76 160V159H75ZM83 161H85L84 163H86V160H85V158H83L82 159ZM181 160H183V159H181ZM211 160V159H210ZM209 160V161H210ZM57 161V160H56ZM59 161H61V160H59ZM59 161H57L56 163H58ZM68 161V162H69ZM77 161V160H76ZM187 161V160H186ZM205 161V160H204ZM208 161V160H207ZM28 162V161H27ZM33 162V161H32ZM180 162V161H179ZM183 162V161H182ZM190 162V161H189ZM188 162V163H189ZM195 162V161H194ZM36 163V162H35ZM34 163V164H35ZM50 163V162H49ZM48 163V164H49ZM53 163V162H52ZM72 163L74 164L75 162H73L72 161ZM78 163H76V165H77V168L79 167L78 165ZM83 163V164H84ZM177 163V162H176ZM197 163V162H196ZM208 163V162H207ZM259 163V162H258ZM61 164V163H60ZM64 164H68V163H64ZM64 164H62V166H64ZM185 164V163H184ZM194 164V163H193ZM199 164V163H198ZM59 164H57V166H58ZM66 165H65V167H66ZM70 165V164H69ZM69 165H68V168H69ZM90 165V164H89ZM92 165V167H95V165L93 166V163L91 164ZM201 165V164H200ZM258 166H259V164H257ZM256 165V166H257ZM33 166V165H32ZM43 166V165H42ZM53 166V165H52ZM80 166L81 167H83L82 166V163L80 164ZM123 166V165H122ZM257 166V168H259ZM41 167V166H40ZM40 167H38V168H40ZM184 167V166H183ZM194 167V166H193ZM261 168H259V169H262V168H264V167H262V166H260ZM58 168V167H57ZM60 168H61V166H60ZM67 168V169H68ZM77 168H75V169H77ZM86 171H87V167L85 168V167H83ZM181 168V167H180ZM186 168V167H185ZM205 168V167H204ZM22 169V168H21ZM45 169V168H44ZM54 169H56V167H54ZM59 169V168H58ZM61 169H63V167L61 168ZM81 169V168H80ZM83 169V170H84ZM91 169V167L88 169L89 171H91L90 173H92V170L94 169V168H92V170H90ZM97 169V168H96ZM123 169V168H122ZM121 169V170H122ZM172 169H174V168H171V170ZM255 169V168H254ZM66 170V169H65ZM83 170H80V173L82 172H85V170L83 171ZM158 170V169H157ZM165 170V169H164ZM169 170V169H168ZM182 170V169H181ZM263 170V169H262ZM34 171H36V170H34ZM77 171V170H76ZM89 171H87L88 173H89ZM96 170L94 169V173H96L95 172ZM139 171V170H138ZM174 171V170H173ZM197 171V170H196ZM37 172V171H36ZM38 172H39V170H38ZM40 172H43V171H40ZM57 172V171H56ZM60 172V171H59ZM62 172V171H61ZM73 172V171H72ZM86 172V173H87ZM98 172V171H97ZM169 173H166L167 175L169 174V176H167V177H170V171H168ZM200 172V171H199ZM51 173V172H50ZM64 173V172H63ZM63 173H61V174H63ZM79 173V174H80ZM82 173L80 174L83 178H85V177H87V176H83L82 175ZM89 173V174H90ZM90 174V176H88V180H90V177H92V179L91 180H93V182H95L94 181V179H97L96 177H98V175L97 176H95V178H94V176L93 175H96V174ZM130 173V172H129ZM33 174H34V172H33ZM32 173H30V175H33ZM49 174V173H48ZM52 174V173H51ZM50 174V175H51ZM89 174H86V175H89ZM122 175H123V173H121ZM172 174V173H171ZM185 174V173H184ZM188 174H191V173H188ZM194 174V173H193ZM196 174V173H195ZM65 175V174H64ZM173 175V174H172ZM171 175V176H172ZM187 175V174H186ZM248 175V174H247ZM29 176V175H28ZM45 176V175H44ZM63 176V175H62ZM76 176V175H75ZM77 176H79V175H77ZM34 177V176H33ZM46 177V176H45ZM49 177V176H48ZM58 177V176H57ZM65 177V176H64ZM68 177V176H67ZM80 177V176H79ZM122 177H124V176H121V179H123ZM174 176H172V178H173ZM36 178V177H35ZM47 178V177H46ZM53 178H55V176L54 177H52V179ZM59 178V177H58ZM66 178V177H65ZM71 178H72V176H71ZM94 178V179H93ZM190 178H191V176H190ZM194 178V177H193ZM28 179H29V177H28ZM38 179V178H37ZM40 179V178H39ZM38 179V180H39ZM43 179H44V177H43ZM48 179V178H47ZM52 179H50L51 181H52ZM56 179V178H55ZM54 179V180H55ZM60 179V178H59ZM67 180L69 179V177L68 178H66ZM81 179V178H80ZM86 179V180H87ZM99 179V178H98ZM98 179H97V181H98ZM188 179H189V176H188ZM199 179V178H198ZM250 179V178H249ZM32 180V179H31ZM36 180V179H35ZM41 180V182H42V179H40ZM40 180L37 182V183H41L40 182ZM46 180V179H45ZM50 180H46V182H43V183H48ZM58 180V179H57ZM61 180V179H60ZM60 180H58V182L60 183ZM76 180V179H75ZM85 180V179H84ZM83 180V181H84ZM85 180V181H86ZM166 180V179H165ZM168 180V179H167ZM231 180V179H230ZM22 181V180H21ZM27 181V180H26ZM25 181V182H26ZM44 181V180H43ZM48 181V182H47ZM61 181H63V177H62V180ZM66 181V180H65ZM69 181H71V180H69ZM76 181H79V180H76ZM81 181H82V179H81ZM96 181V182H97ZM155 181H157V180H155ZM154 181V182H155ZM159 181H160V179H159ZM171 181V180H170ZM72 182H73V180H72ZM93 182H91L90 181V183H93ZM174 182V181H173ZM193 182V181H192ZM36 183V184H37ZM42 183V184H43ZM51 183V182H50ZM55 183H57V182H55ZM81 183V182H80ZM85 183V182H84ZM87 184L86 185H88V181L86 182ZM89 183V184H90ZM100 183V182H99ZM111 183V182H110ZM113 183V182H112ZM162 183V182H161ZM177 183V182H176ZM27 184V183H26ZM25 184V185H26ZM34 185H35V182L33 183ZM46 184H44V185H46ZM52 184V183H51ZM67 184H68V182H67ZM74 184H75V182H74ZM78 184V183H77ZM76 184V185H77ZM82 184V183H81ZM98 183H96V185H97ZM116 184V183H115ZM152 184V183H151ZM150 184V186H152ZM156 184H157V182H156ZM174 184V183H173ZM189 184V183H188ZM28 185V184H27ZM26 185V186H27ZM32 185V184H31ZM38 185V184H37ZM41 184H39L38 186H40ZM65 184H63V186L62 185H58L57 184V186L56 187H66V186H64ZM69 185V184H68ZM71 185H72V183H71ZM71 185H69V188L68 189H70L71 188ZM85 185V186H86ZM90 185H92V184H90ZM93 185H95L94 183H93ZM43 186V185H42ZM50 186V185H49ZM73 186V185H72ZM84 186V189H86L87 187H85ZM116 186H117V184H116ZM190 186V185H189ZM28 187V186H27ZM27 187H25V188H27ZM41 187V186H40ZM55 186H54V189L56 188ZM58 187V188H59ZM77 187H78V185H77ZM80 187V186H79ZM96 188H97V186H95ZM95 187H93L92 186V188H95ZM109 187V186H108ZM33 188V187H32ZM42 188V187H41ZM40 188V189H41ZM57 188V190L55 189V190H53V191H50L51 192V195L53 196V197H55V198H57V200L58 201H60V199L61 198H63V197H61L60 195H59V193H58V195L56 194L55 195V193L54 192H56V191H58L59 189ZM82 188H83V186H82ZM92 188H90V189H92ZM103 188H104V186H103ZM173 188V187H172ZM34 189V188H33ZM37 189V188H36ZM35 189V190H36ZM66 189V188H65ZM71 189H73V187L71 188ZM77 189V188H76ZM75 189V190H76ZM39 190V189H38ZM52 190V189H51ZM74 190V189H73ZM79 190V192L81 191V188H79L78 189ZM95 190V189H94ZM93 190V191H94ZM224 190V189H223ZM31 191V190H30ZM47 191V190H46ZM89 190L88 189H86L85 190V193L86 192H88ZM91 191V190H90ZM155 191V190H154ZM197 191V190H196ZM239 191V190H238ZM237 191V192H238ZM261 191V190H260ZM26 193L28 192V193H30L31 194V192H29V190L28 191H25ZM37 192V191H36ZM75 192V191H74ZM79 192H76V193H79ZM84 192V191H83ZM82 192V193H83ZM112 192L114 193V195H115V197H117V198H122L123 197V194H124V191L121 189V188H118V189H115V190H112ZM240 192V191H239ZM262 192V191H261ZM43 193H45V192H43ZM57 193V192H56ZM84 193V194H85ZM89 193V192H88ZM88 193H87V195H85V197H87L88 198ZM260 193V192H259ZM258 193V194H259ZM50 194V193H49ZM54 194V195H53ZM217 194H219V193H217ZM223 194V193H222ZM244 194V193H243ZM257 194V193H256ZM24 195V194H23ZM62 195V194H61ZM64 195V194H63ZM93 195V194H92ZM91 195V196H92ZM225 195V194H224ZM42 196V195H41ZM56 196H58L60 199H58V197H56ZM67 196V195H66ZM70 196V195H69ZM215 196V195H214ZM226 196H228V195H226ZM254 196H256V195H254ZM264 196V195H263ZM52 197V198H53ZM65 197V196H64ZM79 197V196H78ZM77 197V198H78ZM84 196H83V198H85ZM253 197V196H252ZM258 197V196H257ZM261 198H263L262 196H260ZM31 198V197H30ZM67 198V197H66ZM74 198V197H73ZM76 198V197H75ZM92 198V197H91ZM90 197L88 198L89 200H91V201H93L92 199H91ZM223 198V197H222ZM260 198V200L262 201V199ZM35 199V198H34ZM38 199V198H37ZM49 199H51V196H50V198ZM80 199V198H79ZM78 199V200H79ZM94 199V198H93ZM214 199V198H213ZM212 199V200H213ZM254 199V198H253ZM264 199V198H263ZM31 200V199H30ZM38 200H40V199H38ZM51 200H53V199H51ZM50 200V201H51ZM55 200V199H54ZM63 199H61V201H62ZM65 200V199H64ZM67 200V199H66ZM71 200H72V198H71ZM80 200H86V198L85 199H80ZM95 200H97V199H95ZM94 200V201H95ZM174 200V199H173ZM211 200V201H212ZM234 200V199H233ZM256 200H257V198H256ZM27 201V200H26ZM34 201H36V199L34 200ZM56 201V200H55ZM55 201H54V203H55ZM57 201V202H58ZM68 201V200H67ZM66 201V202H67ZM72 201H74V199L72 200ZM69 202V203H71L72 204V206L70 205H67L69 208H71L72 210L70 211V209L68 208V210L70 211V213L73 211V212H77L78 210H73V208H76V204H75V202L76 201H74V202ZM86 201H87V203H86ZM85 201V203L86 204H88V200H86ZM90 201V205H91V202ZM111 201V200H110ZM171 201V200H170ZM175 201V200H174ZM221 201V200H220ZM30 202V201H29ZM32 202V201H31ZM51 202H53V201H51ZM67 202V203H68ZM82 202V201H81ZM219 202V201H218ZM250 202V201H249ZM54 203H53V205H54ZM60 203V202H59ZM63 203V202H62ZM61 203V204H62ZM74 203V204H73ZM172 203V202H171ZM174 203V202H173ZM223 203V202H222ZM227 203V202H226ZM261 203H263V207H264V201H262ZM261 203H260V205H261ZM56 204V203H55ZM60 204V205H61ZM80 204L81 203H79V206H80ZM85 204V205H86ZM93 204L95 205V203L93 202ZM163 204V203H162ZM161 204V205H162ZM247 205H249L248 203H246ZM258 204H259V202H258ZM59 205V206H60ZM74 205V206H73ZM160 205V204H159ZM215 205H216V203H215ZM240 205V204H239ZM252 205V204H251ZM253 205H254V207H256L255 206V203H253ZM252 205V206H253ZM256 205H257V203H256ZM46 206V205H45ZM67 206L65 207V208H67ZM81 206H82V204H81ZM224 206V205H223ZM222 206V207H223ZM237 206V205H236ZM257 206H259V205H257ZM32 207V206H31ZM34 207V206H33ZM86 207V206H85ZM162 207V206H161ZM220 207V204H219V206L217 207V208H219ZM229 207V206H228ZM232 207V206H231ZM261 207V206H260ZM39 208V207H38ZM65 208H64V210H65ZM93 208H95V207H93ZM239 208V206L237 207V209ZM243 208V207H242ZM253 208V207H252ZM258 208V207H257ZM32 209V208H31ZM77 209H78V207H77ZM90 209V208H89ZM167 209V208H166ZM220 209V208H219ZM263 209V208H262ZM21 210V209H20ZM39 210V209H38ZM80 210V209H79ZM91 210H93V209H91ZM239 210V209H238ZM253 210V209H252ZM256 210V209H255ZM69 211H67V213L69 212ZM211 211V210H210ZM215 211V210H214ZM220 211V210H219ZM230 211V210H229ZM228 211V212H229ZM240 211V210H239ZM34 212V211H33ZM73 212H72V215H73ZM79 212H81L82 213V210L81 211H78L77 213H79ZM205 212V211H204ZM256 212V211H255ZM29 213V212H28ZM80 213V214H81ZM188 213H190V212H188ZM208 213V212H207ZM217 213V212H216ZM262 213V212H261ZM20 214V213H19ZM79 214V215H80ZM90 214H92V213H90ZM213 214V213H212ZM218 214V213H217ZM219 214H221V213H219ZM24 215V214H23ZM57 215V214H56ZM65 215H66V213H65ZM67 215H70L69 213L67 214ZM76 214L74 213V215H73V217L75 216ZM78 214L76 215V216H79ZM98 215V214H97ZM138 215V214H137ZM185 215H186V213H185ZM216 215V214H215ZM229 214H227L226 216H228ZM230 215H231V213H230ZM173 216V215H172ZM184 216V215H183ZM188 216V215H187ZM194 216H198V215H195V214H193V217ZM212 216H214V215H212ZM226 216H224V217H226ZM232 216V215H231ZM2 217V216H1ZM21 217V216H20ZM24 217H27L26 215L24 216ZM40 217H41V215H40ZM65 217V216H64ZM80 217V216H79ZM92 217V216H91ZM166 217V216H165ZM171 217V216H170ZM176 217H178V214H177V216ZM181 217V216H180ZM190 217L191 216H189V218L188 219H190ZM199 217V216H198ZM198 217H194V220H196V219H198ZM201 217H203V216H201ZM216 217V216H215ZM244 217V216H243ZM246 217V216H245ZM38 218H39V216H38ZM60 218V217H59ZM77 219H81L82 217H80V218H78V217H76ZM172 218V217H171ZM185 218V217H184ZM205 218H206V216H205ZM211 218V217H210ZM213 218V217H212ZM223 218V217H222ZM228 218V217H227ZM238 218V217H237ZM25 219V218H24ZM34 219H36V221H38L37 220V218L35 217ZM39 219H42V218H39ZM77 219H74V220H77ZM113 219V218H112ZM166 219H168V217L166 218ZM187 219V220H188ZM214 219V218H213ZM219 219V218H218ZM225 219V218H224ZM229 219V218H228ZM227 219V220H228ZM245 219V218H244ZM244 219H242V220H244ZM5 220V219H4ZM26 220H29V219H26ZM25 220V221H26ZM49 220V219H48ZM73 220V219H72ZM83 220H85V219H83ZM83 220L81 219L80 221H82L83 222ZM92 220V219H91ZM114 220V219H113ZM163 220H164V218H163ZM168 220H170V218L168 219ZM186 220V219H185ZM199 220V219H198ZM197 220V221H198ZM207 220H208V222H209V218H207ZM206 220V221H207ZM221 220V219H220ZM237 220H239V218L237 219ZM247 220H248V222H249V219L247 218ZM1 221V220H0ZM21 221V220H20ZM41 221V220H40ZM67 221V220H66ZM93 221L94 222H97V223H95L96 224V227H97V229L98 228H100V222H99V218L96 220V219H94L93 218ZM160 221V220H159ZM158 221V222H159ZM189 221H191V220H189ZM200 221V220H199ZM211 221H214V220H211ZM216 221V220H215ZM223 221H225V220H223ZM32 222V221H31ZM48 222V225H49V221H46V223ZM52 222V221H51ZM60 222V221H59ZM70 222H71V220H70ZM165 222V221H164ZM168 222V221H167ZM170 222V221H169ZM168 222V223H169ZM185 222V221H184ZM188 222V221H187ZM201 222H204V223H206L207 224V222H205V221H202L201 220ZM219 222V221H218ZM226 222V221H225ZM229 222V221H228ZM230 222H231V219H230ZM229 222V223H230ZM242 222H244V221H242ZM21 223V222H20ZM19 223V224H20ZM27 223V222H26ZM28 223H30V222H28ZM28 223H27V225H28ZM75 225L77 224V222L75 223V222H73ZM191 223V222H190ZM192 223H193V226H194V228H193V226H192V228L191 227H189V228H191V229H194V231L192 230V233L194 232V235H196L195 234V223H194V221H192ZM199 223V222H198ZM210 223V222H209ZM220 223V222H219ZM22 224H24V223H22ZM33 224V223H32ZM44 224V223H43ZM61 224H63V223H61ZM73 224V225H74ZM160 224V223H159ZM163 224V223H162ZM166 224V223H165ZM206 224H204V225H206ZM210 224H212V223H210ZM247 224V223H246ZM257 224H259V223H257ZM47 225V226H48ZM51 225V224H50ZM60 225V224H59ZM78 225V224H77ZM189 225V224H188ZM191 225V224H190ZM216 225V224H215ZM227 225V224H226ZM242 225H244V223L242 224ZM250 225V223L249 224H247V226H249ZM253 223L251 224V227H252V229H255L256 230V228H254L253 226ZM19 226H21V225H19ZM28 226H30V224L28 225ZM36 226V225H35ZM41 226V225H40ZM46 226V227H47ZM81 226H83L82 224L80 225V227ZM165 226V225H164ZM170 226L171 227H174V225L172 224H170ZM200 226H201V228H202V225L200 224ZM209 226H212V225H209ZM217 226V225H216ZM215 226V227H216ZM221 226V225H220ZM224 226H225V224H224ZM254 226H256V225H254ZM21 227H23L24 228V225L23 226H21ZM20 227V228H21ZM41 227H43V226H41ZM61 227V226H60ZM76 227V226H75ZM75 227H73V230H75ZM80 227H78V228H80ZM157 227V226H156ZM155 227V228H156ZM167 227V226H166ZM165 227V228H166ZM179 227V226H178ZM185 227V226H184ZM188 227V226H187ZM205 227V226H204ZM203 227V228H204ZM228 227H229V225H228ZM246 226H244V228H245ZM250 227V228H251ZM261 227V226H260ZM263 227V226H262ZM5 228V227H4ZM17 228L18 229H20L18 226H17ZM32 228H33V225H32ZM31 228V229H32ZM49 228V227H48ZM59 228V227H58ZM83 228V227H82ZM164 228V230H161V232L162 231H165L166 232V229ZM169 228V227H168ZM186 228V227H185ZM202 228V229H203ZM232 228V227H231ZM249 228V227H248ZM247 228V229H248ZM7 229V228H6ZM57 229V228H56ZM60 229V228H59ZM62 229V228H61ZM61 229H60V233H61ZM198 229V228H197ZM214 229V228H213ZM216 229V228H215ZM220 229V228H219ZM223 229H224V227H223ZM229 229V228H228ZM245 230V231H248L249 232V230ZM21 230V229H20ZM22 230H24V229H22ZM28 230V229H27ZM36 230V229H35ZM47 230V229H46ZM49 230V229H48ZM53 230H54V228H53ZM77 230H80V229H77ZM160 230V229H159ZM159 230L157 231V233L159 232ZM168 230V229H167ZM171 230H172V228H171ZM176 230V229H175ZM180 231L178 232L177 231V233H180L181 232V229H179ZM186 230V229H185ZM188 230H190V229H187V231L186 232H189L190 233V231H188ZM205 230H206V228H205ZM204 230V231H205ZM208 230H209V228H208ZM208 230H206V231H208ZM225 230V229H224ZM232 230V229H231ZM242 230H244V229H242ZM254 230V231H255ZM261 230V229H260ZM259 230V231H260ZM26 231V230H25ZM32 231H34V230H32ZM40 231V230H39ZM44 231V230H43ZM57 231V230H56ZM63 231H69V228L68 229H65V230H63ZM71 231V230H70ZM183 232H185L184 230H182ZM199 231V230H198ZM205 231V232H206ZM211 231V230H210ZM223 231V230H222ZM228 231V230H227ZM233 231V230H232ZM23 232V231H22ZM30 232V231H29ZM66 232V233H67ZM78 231H76V233H77ZM161 232H159V233H161ZM186 232H185V234H186ZM204 232V233H205ZM216 233H217V230L215 231ZM214 232V233H215ZM241 232V231H240ZM243 232V234H245L244 233V231H242ZM250 232H252L251 230H250ZM4 233V232H3ZM35 233V232H34ZM51 233V232H50ZM63 233V235H64V233L65 232H62ZM61 233V234H62ZM65 233V234H66ZM69 233V232H68ZM79 233V232H78ZM156 233V232H155ZM166 233H170V232H166ZM177 233H176V235H177ZM190 234V236L192 235L193 236V234ZM197 233V232H196ZM200 233V232H199ZM199 233H198V235H199ZM212 233V232H211ZM215 233V234H216ZM218 233H220V232H218ZM253 233H255V232H253ZM26 234V233H25ZM31 234V233H30ZM36 234V233H35ZM34 234V235H35ZM57 234H59V233H57ZM165 234V233H164ZM167 234V235H168ZM171 235H173L172 233H170ZM169 234V235H170ZM182 236H184L183 234L184 233H180ZM179 234V235H180ZM201 234V233H200ZM203 234V233H202ZM215 234H213V235H211V236H213V238H215V236H217V235H215ZM7 235V234H6ZM8 235H9V233H8ZM19 235H21V234H19ZM19 235H18V237H19ZM67 235V234H66ZM203 235H205V234H203ZM210 235V234H209ZM221 235V234H220ZM228 235V234H227ZM236 235V234H235ZM242 235V234H241ZM250 235V234H249ZM253 234L251 233V236H252ZM257 236H258V233L256 234ZM260 235V234H259ZM16 236V235H15ZM26 237H28V236H30V235H25ZM24 236V237H25ZM155 236V235H154ZM182 236H180V237H182ZM186 236V238H184V239H187V237H188V234L187 235H185ZM206 236H208V235H206ZM205 236V237H206ZM255 236V235H254ZM263 236V235H262ZM9 237V236H8ZM20 237H23V235L22 236H20ZM170 237H172V236H170ZM204 237V238H205ZM220 237V236H219ZM219 237L217 238V239H219ZM222 237V236H221ZM242 237V236H241ZM247 237L249 238V236H248V233H247ZM15 238H17V237H15ZM51 238V237H50ZM79 238V237H78ZM84 238H85V236H84ZM96 238V237H95ZM158 238V237H157ZM179 238V237H178ZM196 238H198V236L196 237ZM201 238V237H200ZM204 238H202L201 240H203ZM209 238H211L210 236H209ZM246 238V237H245ZM245 238H243V239H245ZM262 237H260L259 239H261ZM264 238V237H263ZM262 238V239H263ZM36 239V238H35ZM172 239V238H171ZM199 239V238H198ZM208 239V238H207ZM34 240V239H33ZM62 240V239H61ZM63 240H65V239H63ZM200 240V239H199ZM216 240V239H215ZM248 240V239H247ZM250 240V239H249ZM13 241V240H12ZM25 241V240H24ZM29 241V240H28ZM39 241V240H38ZM57 241H59V240H56V242ZM83 241V240H82ZM87 241V240H86ZM96 241V240H95ZM167 241H168V239H167ZM166 241V242H167ZM172 241V243H174L173 242V240H171ZM171 241H170V243H171ZM177 241V240H176ZM179 241V240H178ZM181 241V240H180ZM179 241V242H180ZM183 241V240H182ZM185 241V240H184ZM205 240H203V242H204ZM238 241H240V239L238 240ZM238 241H237V243H236V241H235V243L233 244V246H236L237 247V245L236 244H238ZM243 241V240H242ZM253 240H251L250 242H248L247 241V243H250L251 244V242H252ZM41 242H42V240H41ZM66 242V241H65ZM75 242V241H74ZM80 242V241H79ZM102 242V241H101ZM193 242H195V241H193ZM196 242H198V241H196ZM203 242H201V243H203ZM211 242L213 243V242H215V241H213L212 239H211ZM220 242V241H219ZM241 242V241H240ZM260 242V241H259ZM15 243V242H14ZM23 243V242H22ZM28 243V242H27ZM61 243H63V242H59V244H61ZM68 243V242H67ZM72 243V242H71ZM71 243H69V245L71 244ZM81 243V242H80ZM100 243V242H99ZM146 243V242H145ZM169 243V242H168ZM167 243V244H168ZM181 243V242H180ZM179 243V244H180ZM199 243V242H198ZM230 243H232V241L230 242ZM229 243V244H230ZM13 244V243H12ZM43 244H44V242H43ZM46 244V243H45ZM49 244V243H48ZM82 244V243H81ZM95 244H97V243H95ZM144 244V243H143ZM147 244V243H146ZM204 245L203 246H205L206 247V245L208 244H205V242L203 243ZM217 244V243H216ZM240 244V243H239ZM243 244V243H242ZM245 244V243H244ZM252 244H253V242H252ZM16 245V244H15ZM14 245V246H15ZM19 245H21V244H19ZM23 245V244H22ZM25 245H26V243H25ZM25 245H23V246H25ZM50 245V244H49ZM52 245H54L53 243H52ZM56 246H57V243L55 244ZM55 245L53 246V247H55ZM66 245V244H65ZM75 245V244H74ZM187 245V244H186ZM189 245V244H188ZM195 245V244H194ZM202 245V244H201ZM200 244H197V246L194 248V247H191V248H194V251H195V249H196V252H198L197 251V247L198 246H201ZM211 245H213V244H211ZM226 245H227V243H226ZM232 245V244H231ZM249 245V244H248ZM40 246H41V244H40ZM39 246V247H40ZM44 246V245H43ZM60 246V245H59ZM79 246H81V245H79ZM95 246H97V245H95ZM169 246V245H168ZM203 246H201V247H203ZM239 246H242V245H239ZM247 246V245H246ZM63 246H61L60 248H62ZM67 248L69 247L68 245L66 246ZM77 247H78V244H77ZM90 247V246H89ZM155 247V246H154ZM205 247H204V249H205ZM243 247V246H242ZM245 247V246H244ZM247 247H249V246H247ZM252 247V246H251ZM262 247V246H261ZM260 247V248H261ZM21 248V247H20ZM25 248H26V246H25ZM32 248V247H31ZM43 248V247H42ZM64 248H65V246H64ZM70 248H72V245H70ZM81 248V247H80ZM100 248V247H99ZM98 248V249H99ZM148 248V247H147ZM164 248V247H163ZM198 248H200V247H198ZM208 248V247H207ZM226 248V247H225ZM231 248V247H230ZM239 248V247H238ZM10 249V248H9ZM44 249H46V247H44ZM48 249V248H47ZM50 249V248H49ZM54 249V248H53ZM63 249V248H62ZM75 249V248H74ZM145 249V248H144ZM176 249V248H175ZM203 249V248H202ZM203 249V250H204ZM227 249H229V248H227ZM234 250L233 251H235L237 248H233ZM242 249V248H241ZM244 249V248H243ZM242 249V250H243ZM248 249V248H247ZM253 249V248H252ZM256 249V248H255ZM17 250V249H16ZM59 250V247L57 248V251ZM66 250V249H65ZM73 250V249H72ZM79 247H78V249H77V252H79ZM83 250V249H82ZM95 250V249H94ZM163 250V249H162ZM162 250H159V251H162ZM180 250H181V248H180ZM186 250V249H185ZM190 250V252H192L193 253V255H194V251H193V249H192V251H191V249H189ZM209 250V249H208ZM238 250V249H237ZM240 250V249H239ZM264 250V249H263ZM34 252H36L35 250H33ZM38 251V250H37ZM57 251H54V252H56L57 254H59ZM68 251H69V249H68ZM84 251V250H83ZM83 251H80V254H81V252H82V254L84 255V253H83ZM117 251V250H116ZM159 251H158V253H159ZM177 251V250H176ZM230 251H232V249H230ZM229 251V252H230ZM233 251H232V253H233ZM245 251H246V249H245ZM250 253H253L252 252V250L250 249ZM11 252V251H10ZM40 252V251H39ZM46 252V251H45ZM48 252V251H47ZM46 252V253H47ZM49 252H50V250H49ZM70 252V251H69ZM76 252V253H77ZM85 252V251H84ZM86 252H88V250L86 251ZM92 252V251H91ZM175 252V251H174ZM184 252V251H183ZM186 252V251H185ZM201 252V251H200ZM216 252H218L217 250H216ZM222 252V251H221ZM241 252V251H240ZM244 252V251H243ZM242 252V253H243ZM74 253V252H73ZM96 253L97 252H95L94 253V255H96ZM152 253V252H151ZM163 253H164V251H163ZM189 253V252H188ZM192 253H189L190 255H192ZM199 253V252H198ZM198 253H196V254H198ZM228 253V252H227ZM239 253V252H238ZM237 253V254H238ZM244 253H246V252H244ZM248 253H249V251H248ZM24 254V253H23ZM81 254V255H82ZM85 254H87V253H85ZM89 254V253H88ZM87 254V255H88ZM176 254V253H175ZM203 254V253H202ZM234 254V253H233ZM232 254V255H233ZM237 254H236V256H237ZM255 254V253H254ZM34 255H36V254H34ZM77 255H79V253L77 254ZM82 255V256H83ZM87 255H85V256H87ZM165 255V254H164ZM168 255V254H167ZM166 255V256H167ZM169 255H170V253H169ZM184 255V254H183ZM189 255V256H190ZM204 255V254H203ZM220 255V254H219ZM223 255V254H222ZM230 255V254H229ZM239 255V254H238ZM242 255V254H241ZM27 256V255H26ZM37 256V255H36ZM43 257H44V253H43V255H42ZM46 256V255H45ZM57 256V255H56ZM59 256H60V254H59ZM85 256H83V257H85ZM90 256H91V254H90ZM90 256H87L88 258H93V257H90ZM92 256H93V253H92ZM98 256V255H97ZM97 256H96V258H97ZM108 256V255H107ZM152 256V255H151ZM158 256V255H157ZM161 256V255H160ZM160 256H159V258H160ZM188 255L186 254V256H185V258L187 257ZM195 256V255H194ZM194 256H192V257H194ZM199 256H200V253H199ZM215 256H216V254H215ZM234 256H235V254H234ZM244 256V255H243ZM4 257V256H3ZM55 257V256H54ZM61 257H63L62 256V254H61ZM104 257V256H103ZM109 257V256H108ZM155 257V256H154ZM162 257H164L163 255H162ZM171 257V256H170ZM196 257V256H195ZM195 257H194V259H195ZM202 257V255L200 256V258ZM204 257V256H203ZM212 257H214V256H212ZM237 257H239V256H237ZM241 257V256H240ZM245 257V256H244ZM250 257V256H249ZM260 257V256H259ZM42 258V257H41ZM60 258V257H59ZM88 258H87V260H85V261H87L88 263H93V260L91 259H89L90 260V262H89V260H88ZM116 258V257H115ZM159 258H157V259H159ZM173 258V257H172ZM171 258V259H172ZM184 256H183V260L181 261V262H178V263H182L183 262V264H184ZM197 259H196V262H197V260L199 259V257L197 256L196 257ZM208 258H209V256H208ZM246 258V257H245ZM244 258V259H245ZM261 258H263V257H261ZM20 259V258H19ZM33 259V258H32ZM57 259V258H56ZM83 259H86V257L85 258H83ZM109 259V258H108ZM162 258H160V260H161ZM168 259H169V256H168ZM179 259V258H178ZM187 259H189V258H187ZM192 259V258H191ZM241 260H242V257L240 258ZM152 260V259H151ZM165 260V259H164ZM170 260V259H169ZM173 260H174V258H173ZM172 260V261H173ZM210 260H212V259H210ZM232 260H233V257H232ZM234 260H237L235 257H234ZM257 260H258V258H257ZM259 260H261V259H259ZM65 261V260H64ZM70 261V260H69ZM68 261V262H69ZM121 261V260H120ZM154 261V260H153ZM156 261H159V260H156ZM191 261H194V260H188L187 262H191ZM209 261V260H208ZM239 261V260H238ZM251 261V260H250ZM26 262V261H25ZM49 262V261H48ZM72 262V261H71ZM162 263V262H164L163 260H161V261H159L158 263ZM165 262H167V260H165ZM236 262V261H235ZM242 262H245L244 260L242 261ZM249 262V261H248ZM257 262H259V261H257ZM22 263V262H21ZM24 263V262H23ZM67 263V262H66ZM103 263V262H102ZM129 263V262H128ZM140 263H142V262H140ZM153 263V262H152ZM169 263V262H168ZM192 263V262H191ZM201 263V262H200ZM204 263V262H203ZM208 263V262H207ZM238 263V262H237ZM67 264H70V263H67ZM73 264V263H72ZM124 264V263H123ZM172 264V263H171ZM177 264V263H176ZM188 264V263H187ZM193 264H195V263H193ZM199 264V263H198ZM230 264V263H229ZM256 264H258V263H256ZM262 264H264V262L262 263Z\"/></svg>",
	"mask_w": 264,
	"mask_h": 264
}]
</instances>
